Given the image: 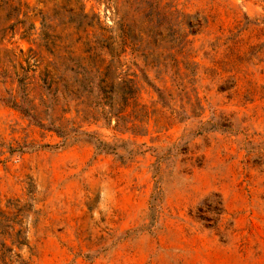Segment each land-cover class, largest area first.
<instances>
[{
  "label": "rangeland",
  "instance_id": "obj_1",
  "mask_svg": "<svg viewBox=\"0 0 264 264\" xmlns=\"http://www.w3.org/2000/svg\"><path fill=\"white\" fill-rule=\"evenodd\" d=\"M0 264H264V0H0Z\"/></svg>",
  "mask_w": 264,
  "mask_h": 264
},
{
  "label": "trees",
  "instance_id": "obj_2",
  "mask_svg": "<svg viewBox=\"0 0 264 264\" xmlns=\"http://www.w3.org/2000/svg\"><path fill=\"white\" fill-rule=\"evenodd\" d=\"M133 93H134V90H132V88L131 87H129V90L126 92V94L127 95H129V96H131V95H133ZM12 105H16L14 102H12ZM121 110L120 109H117L115 112H113V115L114 116H117V114L120 112ZM81 134H85V135H88V134H86V133H83V132H80ZM96 148L97 149H99L100 150V148H101V150L102 149H109L110 148V146L107 144V143H105V142H100V141H98L97 143H96ZM111 150L112 149H114V147H111L110 148ZM119 158H121V156H118Z\"/></svg>",
  "mask_w": 264,
  "mask_h": 264
}]
</instances>
